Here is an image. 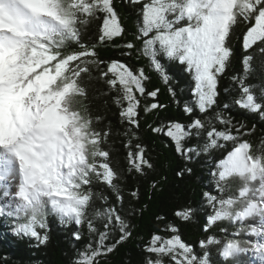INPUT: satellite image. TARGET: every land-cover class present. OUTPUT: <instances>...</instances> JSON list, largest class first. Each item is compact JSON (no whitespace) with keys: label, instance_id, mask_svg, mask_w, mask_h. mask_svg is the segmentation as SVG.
<instances>
[{"label":"snow or ice","instance_id":"6c2138e0","mask_svg":"<svg viewBox=\"0 0 264 264\" xmlns=\"http://www.w3.org/2000/svg\"><path fill=\"white\" fill-rule=\"evenodd\" d=\"M130 2L142 4V24L135 41L117 44L115 38L126 30L113 0H0V199L7 198L0 204V216L14 221V235L35 240L37 246L49 241L47 231H38L47 229L49 214L61 224H75L76 241L87 225L95 240L78 251L73 264H100L131 236L121 214L122 182L127 176L137 185L149 180L155 165L140 143L129 154L128 168L118 170L110 128L99 130V118H93L80 99L87 94L83 79L95 69L115 93L124 136L139 140L140 113L153 116L150 130L169 138L186 161L177 177L192 174L189 165L196 158L231 144L211 172L215 193H202L212 209L203 231L219 228L221 235H207L200 241L201 252H196L182 239L177 220L191 222L198 210L183 205L174 219L155 217L158 231L143 246L144 264H243L240 256L249 253L264 264V137L255 145L245 137L254 135L256 126L230 115L238 107L264 121V0ZM100 14V35L86 39L87 27ZM242 22L247 24L244 71L233 77L239 95L221 106L218 85L232 62L234 26ZM99 46L119 48V57L101 58ZM133 57L147 58V66L132 65ZM163 60L178 62L190 74L194 103L184 104L182 114L161 120L160 111L167 105L157 101L159 88L149 89L148 83L153 72L165 84L170 82ZM253 75L261 83H247ZM168 91L175 97L172 87ZM148 97L152 100L145 103ZM159 188L160 181L152 180L150 195ZM129 195L139 200L142 193L137 187ZM98 200L102 207H96ZM137 211L142 209H128L131 214ZM229 226L234 230L229 232ZM117 229L119 239L108 243ZM213 248L220 260L213 258Z\"/></svg>","mask_w":264,"mask_h":264},{"label":"trees","instance_id":"16d2710c","mask_svg":"<svg viewBox=\"0 0 264 264\" xmlns=\"http://www.w3.org/2000/svg\"><path fill=\"white\" fill-rule=\"evenodd\" d=\"M113 3L119 14V19L121 18L120 23L126 30L124 37L115 39L116 43L121 42L120 44H122L124 41H135L134 34L137 32L138 24H142V4L133 5L130 0H113ZM102 25L103 15L100 14L99 18L93 20L87 27L86 39L96 40L100 35ZM246 28L247 24L239 23L234 26L231 34L229 43L233 51L232 62L227 73L219 82L218 100L221 106L225 103H232L233 98L239 95V86L234 84L233 77L242 75L244 71L242 64L245 55L243 33ZM98 51L101 58L109 59L118 58L120 49L112 46H99ZM129 62L134 66L137 63L148 64L147 58L144 57L140 59L133 57ZM162 62L166 66L170 82L165 84L153 72V79L148 83V88H159L157 101L167 105V108L162 109L159 114L161 120H164L182 114L183 105L194 103V101L191 92L190 74L185 72L183 66L178 62L167 60ZM257 63L258 61H254L253 66L255 67ZM246 82L249 84L261 83L258 75L251 76ZM83 86L87 94L81 98V102L93 118H99L96 127L101 131H106L109 128L111 130L109 143L112 144L113 157L118 161V170L128 168L130 163L129 154L136 152L140 143L144 145L155 165V172L151 174L149 180H142L137 185L132 176H127V180L122 182L125 191V203L121 214L126 216L132 234L125 242L118 244L112 253L102 258L100 264H144L146 253L143 246L150 241L152 234L158 231L155 217L166 215L169 219H174L173 213L183 205L191 206L198 211L191 222L177 220L182 239L191 245L196 252H201L200 242H195L196 240L198 241L200 237L203 238L213 233L217 236L221 235L219 228H214L207 233L203 231L206 213H210L212 209L203 200L202 193H215V183L211 175L215 168L214 160L219 156L222 158L226 150L231 149V144L227 145V149H216L211 154H203L196 158L189 165L193 168V173L182 178L177 177L176 172L185 166L186 161L175 152L169 138L150 130L149 125L153 122L151 114L140 113L141 126L137 133L139 140L136 136L129 139L123 135L122 130L125 126L120 120V109L113 101L115 93L109 90L108 85L99 77V73L95 69H93L91 77H84ZM169 87L174 89L175 97L168 91ZM230 115L236 119L246 121L249 127L253 124L256 126L255 134L245 138L251 140L255 145H259L260 138L264 137V121L259 116H246L238 107H233ZM189 143L194 144L195 141H189ZM152 180L160 181V188L155 194L150 195L149 185ZM137 187L142 193L139 200L131 198L129 195ZM96 188L114 199L107 188L101 185H97ZM102 206L103 201L98 200L96 207ZM130 206L142 209V211L131 214L128 212ZM2 223V220H0V264H73V261L78 258V251L95 240V237L89 236L87 225L81 228L82 239L76 241L72 236L73 230L77 227L75 224L63 228L66 226L65 224L59 222L63 226L59 227L60 225L51 222L48 224L47 229H38L41 233L48 232V243L37 246L35 240L14 235L11 228L7 227L5 223L2 225ZM96 223L103 230L102 222L97 221ZM225 225L227 226V222ZM159 227L162 229L163 226ZM233 230L234 228L229 226V232ZM160 234L164 235L165 233L161 231ZM8 236L9 240H5L4 238ZM119 236L120 233L117 229L108 243H114L115 240L119 239ZM212 255L214 259L220 260L215 248L212 249Z\"/></svg>","mask_w":264,"mask_h":264},{"label":"rangeland","instance_id":"374dc122","mask_svg":"<svg viewBox=\"0 0 264 264\" xmlns=\"http://www.w3.org/2000/svg\"><path fill=\"white\" fill-rule=\"evenodd\" d=\"M123 37H124V36H123ZM115 39H116V38H115ZM81 98H82V97H81ZM81 98H80V99H81ZM147 119L151 120L150 118H147ZM151 121H152V120H151ZM151 123H153V122H151ZM148 124H149V123H148ZM203 238L205 239V238H206V236H205V237H203ZM203 238H201V237H200V238H199L200 240H198V241L196 240L195 242H200L201 240H203Z\"/></svg>","mask_w":264,"mask_h":264},{"label":"bare ground","instance_id":"6f19581e","mask_svg":"<svg viewBox=\"0 0 264 264\" xmlns=\"http://www.w3.org/2000/svg\"><path fill=\"white\" fill-rule=\"evenodd\" d=\"M2 225L5 223V220L4 219H2ZM9 227V226H8ZM233 227V226H232ZM5 240H9V236L8 237H6V238H4Z\"/></svg>","mask_w":264,"mask_h":264},{"label":"clouds","instance_id":"9594fccd","mask_svg":"<svg viewBox=\"0 0 264 264\" xmlns=\"http://www.w3.org/2000/svg\"><path fill=\"white\" fill-rule=\"evenodd\" d=\"M53 223H55V222H53ZM56 224V223H55Z\"/></svg>","mask_w":264,"mask_h":264}]
</instances>
